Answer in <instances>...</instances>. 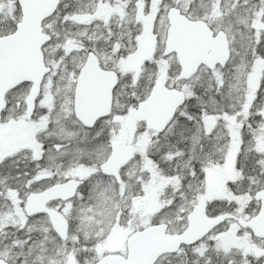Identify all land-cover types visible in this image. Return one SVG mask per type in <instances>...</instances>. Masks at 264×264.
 <instances>
[{"label": "snow or ice", "instance_id": "6c2138e0", "mask_svg": "<svg viewBox=\"0 0 264 264\" xmlns=\"http://www.w3.org/2000/svg\"><path fill=\"white\" fill-rule=\"evenodd\" d=\"M0 264H264V0H0Z\"/></svg>", "mask_w": 264, "mask_h": 264}]
</instances>
